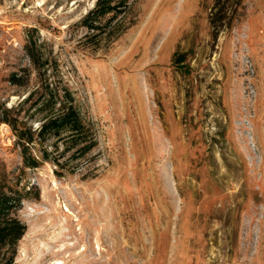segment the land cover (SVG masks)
I'll return each mask as SVG.
<instances>
[{"label":"rangeland","instance_id":"374dc122","mask_svg":"<svg viewBox=\"0 0 264 264\" xmlns=\"http://www.w3.org/2000/svg\"><path fill=\"white\" fill-rule=\"evenodd\" d=\"M96 2L0 0V193L26 225L2 264H264V0H127L89 38ZM57 82L87 139L27 166L1 117L38 129Z\"/></svg>","mask_w":264,"mask_h":264},{"label":"trees","instance_id":"16d2710c","mask_svg":"<svg viewBox=\"0 0 264 264\" xmlns=\"http://www.w3.org/2000/svg\"><path fill=\"white\" fill-rule=\"evenodd\" d=\"M97 0L95 7L90 10L82 19V23L88 28L97 33L91 35L89 38H98L99 35L105 30V28L111 23V21L117 17L121 11V6L125 4L127 0ZM112 14V17L108 18L105 23H102L100 19ZM105 32V31H104ZM36 40L30 37V48L36 46ZM31 58L37 62L36 55L32 49L29 50ZM35 58V59H34ZM40 59V55L37 57ZM46 61H44V64ZM42 66V65H41ZM44 66V65H43ZM21 77L17 74L12 75V82L19 84ZM45 85V84H44ZM33 92L26 96L22 101L24 103L31 99ZM32 105L36 106V110L44 112L50 111L46 115L38 129L34 130L33 127L27 125L26 121H21L18 116L14 117L10 115L11 110H6L1 117V120L11 125L18 140V144L21 147L24 162L27 166L38 167L40 165V159L34 155L31 151L32 145L35 143L45 146L42 150V160H49L48 153V141L54 138L53 146L59 150L56 141L62 140L64 147L59 156L63 155L71 149L74 145L86 140L85 136V123L81 115L80 109L76 104V98L70 89L61 85V82L56 84L47 85L45 91L40 93ZM71 143V145H70ZM94 141H84L82 145H79L72 156L86 153L93 146ZM57 164H59L58 157H55ZM13 198L9 197L6 193H0V249L7 244H16L19 239L24 235L26 225L21 223L15 217L11 216L13 208H15Z\"/></svg>","mask_w":264,"mask_h":264},{"label":"built area","instance_id":"2783aa9c","mask_svg":"<svg viewBox=\"0 0 264 264\" xmlns=\"http://www.w3.org/2000/svg\"><path fill=\"white\" fill-rule=\"evenodd\" d=\"M0 264H2L1 260H0Z\"/></svg>","mask_w":264,"mask_h":264},{"label":"bare ground","instance_id":"6f19581e","mask_svg":"<svg viewBox=\"0 0 264 264\" xmlns=\"http://www.w3.org/2000/svg\"><path fill=\"white\" fill-rule=\"evenodd\" d=\"M5 125V124H4Z\"/></svg>","mask_w":264,"mask_h":264}]
</instances>
